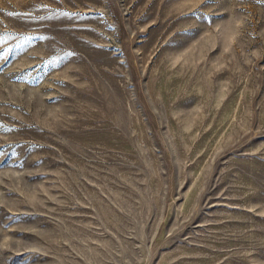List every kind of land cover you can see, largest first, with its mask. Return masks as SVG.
I'll return each mask as SVG.
<instances>
[{"label": "rangeland", "instance_id": "rangeland-1", "mask_svg": "<svg viewBox=\"0 0 264 264\" xmlns=\"http://www.w3.org/2000/svg\"><path fill=\"white\" fill-rule=\"evenodd\" d=\"M0 264H264V0H0Z\"/></svg>", "mask_w": 264, "mask_h": 264}]
</instances>
